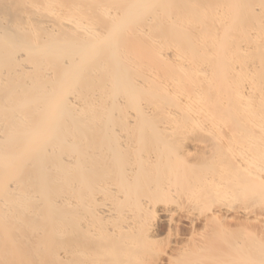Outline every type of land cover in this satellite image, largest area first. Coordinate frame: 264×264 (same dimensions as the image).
Wrapping results in <instances>:
<instances>
[{
	"label": "bare ground",
	"instance_id": "obj_1",
	"mask_svg": "<svg viewBox=\"0 0 264 264\" xmlns=\"http://www.w3.org/2000/svg\"><path fill=\"white\" fill-rule=\"evenodd\" d=\"M0 264H264V0H0Z\"/></svg>",
	"mask_w": 264,
	"mask_h": 264
}]
</instances>
